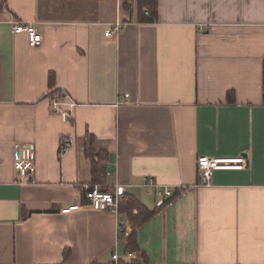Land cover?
<instances>
[{
	"label": "crops",
	"instance_id": "0c3cea01",
	"mask_svg": "<svg viewBox=\"0 0 264 264\" xmlns=\"http://www.w3.org/2000/svg\"><path fill=\"white\" fill-rule=\"evenodd\" d=\"M126 1L0 0V264H264V0H158L152 22ZM14 20L41 42L30 47ZM53 89L76 102L69 121ZM23 145L35 153L25 178L13 167ZM88 145L104 151L95 184L152 216L133 227L121 211H60L85 201L99 158ZM202 154L247 165L206 185ZM148 179L172 194L160 203Z\"/></svg>",
	"mask_w": 264,
	"mask_h": 264
},
{
	"label": "built area",
	"instance_id": "2783aa9c",
	"mask_svg": "<svg viewBox=\"0 0 264 264\" xmlns=\"http://www.w3.org/2000/svg\"><path fill=\"white\" fill-rule=\"evenodd\" d=\"M120 22L116 21L104 30L105 36H110L119 31ZM11 29L14 33H25L27 43L30 47L38 45L42 40L41 33L36 29L33 23L20 20L11 21ZM128 93L124 94L119 102H127ZM51 109L56 112L62 121H69L72 118V110L76 105L73 97L67 91L55 90L49 97ZM71 138L65 137L60 146L59 152L63 153L70 145ZM13 167L20 175L25 178L35 171V153L32 147L23 145L19 147L17 157L14 159ZM245 167V157L243 155L237 156H208L199 155L197 157V169L200 175L202 184H209L213 171L217 169H242ZM148 185L156 187V194L162 203L164 196H170L172 190L169 186H160L153 183L151 179L147 180ZM125 198L119 193L117 189L114 191L102 190L97 184L86 185L85 187V201L83 204H71L60 208L61 212H69L78 209L82 206H87L98 211H110L113 213L119 212V201ZM118 231L124 235L128 234L129 229L123 227L122 221L118 223ZM127 257H132L131 253L126 254ZM119 256L116 252L112 254L114 263L118 260Z\"/></svg>",
	"mask_w": 264,
	"mask_h": 264
},
{
	"label": "trees",
	"instance_id": "16d2710c",
	"mask_svg": "<svg viewBox=\"0 0 264 264\" xmlns=\"http://www.w3.org/2000/svg\"><path fill=\"white\" fill-rule=\"evenodd\" d=\"M138 10V16L141 21L145 22H152L155 21L157 18V7H158V0H135ZM125 6H128L127 1L125 0ZM145 8V9H144ZM58 90L53 89L49 92V97L51 96L52 92ZM230 98V95H229ZM86 151L88 155L93 158L95 154H98L99 158L98 161L92 160V181L91 185L95 183H99L102 180V175L104 173V167L101 166L100 161L103 158L104 151H95L91 145L86 147ZM102 190H107L106 188L101 187ZM122 194L121 192H119ZM124 196V195H123ZM156 209L150 210L145 205H143L140 201L132 196L123 197L119 201V211L125 212L131 221L133 227L139 225L140 223L144 222L150 216L154 214ZM126 236V245L127 250L134 251L136 249V237L135 232L131 231L128 232ZM91 264H98V263H91ZM117 264H141V261L137 258H131L129 260L119 259Z\"/></svg>",
	"mask_w": 264,
	"mask_h": 264
},
{
	"label": "water",
	"instance_id": "95a60500",
	"mask_svg": "<svg viewBox=\"0 0 264 264\" xmlns=\"http://www.w3.org/2000/svg\"><path fill=\"white\" fill-rule=\"evenodd\" d=\"M245 164L247 165V158H245Z\"/></svg>",
	"mask_w": 264,
	"mask_h": 264
}]
</instances>
